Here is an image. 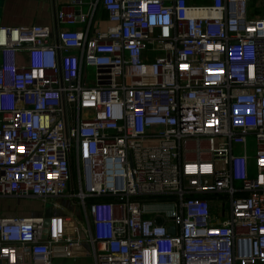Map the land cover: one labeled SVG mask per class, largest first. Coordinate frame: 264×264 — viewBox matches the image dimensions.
<instances>
[{"label": "built area", "instance_id": "1", "mask_svg": "<svg viewBox=\"0 0 264 264\" xmlns=\"http://www.w3.org/2000/svg\"><path fill=\"white\" fill-rule=\"evenodd\" d=\"M252 1L68 0L55 35L0 26V200L67 195L93 226L82 263L54 258L62 218L43 237V214H0V264H264Z\"/></svg>", "mask_w": 264, "mask_h": 264}, {"label": "crops", "instance_id": "2", "mask_svg": "<svg viewBox=\"0 0 264 264\" xmlns=\"http://www.w3.org/2000/svg\"><path fill=\"white\" fill-rule=\"evenodd\" d=\"M67 2L68 0H3L0 3V26H27L40 24L48 26L53 31V35H55L56 31L61 28V26L56 23V11L59 8L66 6ZM189 2L194 3L195 0H189ZM108 24L109 22L105 17V13L101 11L100 28L105 29ZM16 62L19 66H28L37 62V56L28 51H18L16 53ZM6 198L1 199L0 202H2V200H7ZM62 200L67 201L70 207L77 208L76 206L78 204L71 200L67 195H62L46 202L41 200L45 209L47 204L50 205L53 219L59 217L62 218L63 225L65 226L66 239H61L52 243L54 258L91 263L93 261V246L91 240L93 226L91 223H88L86 212L83 207H78L80 216H83L82 219L77 216L74 210L62 209ZM44 208H41L40 211L32 212V214H24L23 216H40L45 211ZM0 214L15 215L13 210L3 212L1 206ZM71 238H78L79 243L76 253L69 256L66 254L68 245L67 239Z\"/></svg>", "mask_w": 264, "mask_h": 264}, {"label": "rangeland", "instance_id": "3", "mask_svg": "<svg viewBox=\"0 0 264 264\" xmlns=\"http://www.w3.org/2000/svg\"><path fill=\"white\" fill-rule=\"evenodd\" d=\"M207 1L206 0H195L194 3L202 4V3H206ZM249 10L250 11L253 10L255 14L258 16H261L264 14L262 3L259 0H253L249 6ZM248 139L250 140L252 139V137L249 136ZM240 151H241L240 147L238 145H235L234 152L239 153ZM6 199L7 200H4V201L2 200V202H0L1 209L3 210V212H8V211L13 210L15 215L32 214V212L40 211L41 208H44L42 205L43 202L40 199H36V198L12 197V198H6ZM61 204H62V209L64 210L72 209L75 211V213L77 214L79 218L83 219V216H80V213L78 211V207L80 208L79 205L76 206L77 208L70 207L68 202L65 200H62ZM47 206H49V204H47Z\"/></svg>", "mask_w": 264, "mask_h": 264}, {"label": "water", "instance_id": "4", "mask_svg": "<svg viewBox=\"0 0 264 264\" xmlns=\"http://www.w3.org/2000/svg\"><path fill=\"white\" fill-rule=\"evenodd\" d=\"M3 0H0V3L2 2ZM51 207L50 206H46V209L44 211V220H43V233H42V236L45 237L46 236V231L48 229V226L50 224V220H51ZM168 229L173 232L174 231V226L173 225H169L168 226Z\"/></svg>", "mask_w": 264, "mask_h": 264}]
</instances>
